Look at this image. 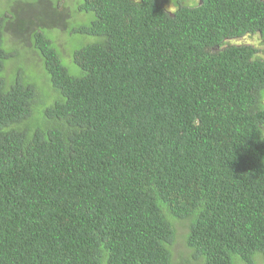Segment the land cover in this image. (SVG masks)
Returning a JSON list of instances; mask_svg holds the SVG:
<instances>
[{"label": "trees", "instance_id": "16d2710c", "mask_svg": "<svg viewBox=\"0 0 264 264\" xmlns=\"http://www.w3.org/2000/svg\"><path fill=\"white\" fill-rule=\"evenodd\" d=\"M33 2L0 15V264H178L166 209L204 264H264V0Z\"/></svg>", "mask_w": 264, "mask_h": 264}, {"label": "rangeland", "instance_id": "374dc122", "mask_svg": "<svg viewBox=\"0 0 264 264\" xmlns=\"http://www.w3.org/2000/svg\"><path fill=\"white\" fill-rule=\"evenodd\" d=\"M33 1L34 0H0V15L1 14L4 15L6 12H8V14L11 18L13 16L14 20L15 19L20 20L21 16L28 14L32 11L31 8L27 7V4H29L30 2L34 3ZM174 1H177V0H174ZM19 2H22V4H19L15 10V12L18 13V18H17V16L14 15L13 12H11L10 7L13 8V6ZM169 2H170V0H169ZM169 2L166 4L167 5L166 7L169 10L174 11L175 7L173 6V4L171 2L170 3ZM48 16H49V18H48ZM48 16H47L48 20H46L45 23L44 22L42 23L43 25L40 26L41 28H39V31L41 33L45 34V36H47V38L52 40L54 43L56 41V43L58 44L57 45L58 49L60 50V52H62L63 65L65 67H67L70 74H72L75 77L81 76L82 73H81L80 68H78L74 64V62L71 60V57H72V54L75 50H77L80 47H82L83 45L89 43V38L88 37L79 38V35H77L76 33H74L72 31L71 26H73L75 21H72V19L69 15H65L62 19H60L59 26H56L54 24L55 21L50 18L51 13H48ZM70 20L72 21L70 23L71 26L67 29V22ZM6 35L11 37L12 33L8 32V33H6ZM12 39H16V37H13V35H12V38L10 40H12ZM20 41L18 42L16 40L15 44H16L17 48H19V46H21V45L23 47H30L31 46L30 42H28L24 39H22ZM239 43L260 45L262 43V41L259 40L258 37H253V38L243 39ZM11 47H14V46H11ZM19 55H21V54L19 53ZM24 57H26V59L29 58L30 61L34 60V57L31 55H28L26 51H25ZM24 57L22 56V58H24ZM40 77H41V79H39V77L36 75V73L32 74V78L35 80V82L38 83V86H37L38 90H41V89L47 90V91L53 90V89H51V85L49 84V82L43 78L42 73L40 74ZM48 79H49V77H48ZM165 213H166V219L173 225V227L175 229L177 228L176 231H178L176 246L174 247L176 253L180 249V251L178 252L179 259L176 260L177 263L178 264H204V259L202 257L195 258L194 257L195 252L192 249H189L187 247L186 237L185 238L183 237L186 230L184 229L183 224H181V221H179L178 219L173 217L168 212L167 209L165 210ZM196 259H198V260H196Z\"/></svg>", "mask_w": 264, "mask_h": 264}]
</instances>
